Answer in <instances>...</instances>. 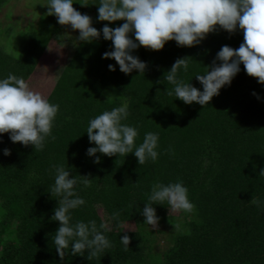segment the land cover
<instances>
[{"label":"trees","instance_id":"obj_1","mask_svg":"<svg viewBox=\"0 0 264 264\" xmlns=\"http://www.w3.org/2000/svg\"><path fill=\"white\" fill-rule=\"evenodd\" d=\"M9 2L0 0V10ZM98 3L74 0L73 7L90 16L98 30L124 23L98 21ZM45 12L29 30L0 27V78L14 74L29 83L52 40L73 47L47 98L59 111L44 149L13 143L9 133L0 137V264H264V176H259L264 170V84L241 64L231 85L201 106L168 95L173 85L164 79L177 59L188 58L189 71L179 77L202 91L195 76L214 61L221 63L216 56L222 46L239 48L243 31L218 30L193 47L174 40L159 51L141 46L133 55L146 62L144 74H125L114 59L102 58L113 50L111 41L102 35L91 43L79 41V30ZM68 31H77L75 43ZM110 64L116 71L109 70ZM125 104L129 116L123 123L138 129L136 145L145 133H158V158L139 165L134 153H97V164L86 154L96 146L86 133L88 123ZM6 148L11 155L3 154ZM54 165L76 176V194L85 200L72 211V222L95 220L98 229L109 223L104 234L111 247L90 259L87 253H69L61 261L55 250L52 237L60 224L51 218L59 197L49 192ZM157 181H182L194 205L183 211L184 219L169 214L166 203L153 205L159 224L172 225L166 235L172 245L163 251L155 250L157 231L148 228L142 214ZM114 212L118 220L110 219ZM131 224L133 229H127ZM124 235L130 237L127 250Z\"/></svg>","mask_w":264,"mask_h":264},{"label":"clouds","instance_id":"obj_2","mask_svg":"<svg viewBox=\"0 0 264 264\" xmlns=\"http://www.w3.org/2000/svg\"><path fill=\"white\" fill-rule=\"evenodd\" d=\"M73 4L74 0H48L47 15H54L60 25L79 30V41L91 43L101 35L104 40L111 41L113 50L105 52L102 58L114 59L125 74L134 70L144 74L146 62L133 55L141 46L159 51L168 41L174 40L180 47H193L218 30L229 33L242 30L244 41L239 48L222 46L216 56L221 63L214 61L203 75L195 76L202 91L179 77L181 71H189L188 58L177 59L165 73L164 79L173 85L168 95L174 94L185 104L208 105L222 88L231 85L241 71V64L248 75L264 84V0H99L98 21H124L119 27L105 24L100 30L93 27L90 16L82 14ZM130 34H134L135 39ZM108 67L110 71H116L115 65ZM58 111V104L32 90L24 78L14 74L0 78V137L9 133L13 143L25 147L31 145L35 151H42L52 135ZM128 116L125 104L90 119L86 133L90 143L96 146L88 148L86 154L95 157V163H100L97 153L109 157L134 153L139 165L158 158V133H145L143 142L136 145L138 129L123 123ZM3 154L11 155L10 149H4ZM53 168L54 184L49 192L59 199L51 219L58 221L60 226L52 241L61 261L69 253L72 256L87 253L90 259L109 249L111 242L104 234L110 231L109 223L102 222L98 229L95 220L72 222V211L85 204L75 191L78 180L63 165H54ZM259 176H264V170ZM253 202L257 206L261 204L259 200L253 199ZM165 203L170 212H190L194 207L182 181L169 184L157 181L153 183L148 202L142 209L144 223L157 228L159 217L153 205ZM110 219L118 220L119 212H114ZM121 243L127 250L130 237L122 236Z\"/></svg>","mask_w":264,"mask_h":264},{"label":"rangeland","instance_id":"obj_3","mask_svg":"<svg viewBox=\"0 0 264 264\" xmlns=\"http://www.w3.org/2000/svg\"><path fill=\"white\" fill-rule=\"evenodd\" d=\"M48 0H10L8 4L2 7L0 10V27L6 28L8 25H15L17 28L30 29L32 24L37 23L41 18L44 11L48 12L46 6ZM11 12V17L7 15ZM15 26L14 29H15ZM72 29V28H71ZM77 31H68L71 41L76 42ZM73 52V47L70 43H59L58 41L52 40L46 50V52L40 58L34 73L30 77L29 85L32 90L40 92L45 98H48L52 87L55 85V79L60 69L68 63V58ZM102 211L101 209H99ZM172 216L178 217V219H184L185 215L183 211L170 212ZM134 225L127 226V229H133ZM148 228L157 231L155 250L163 251L172 245V242L166 238L167 233L172 229V225L169 224L167 227L158 223L157 228H153L148 225ZM167 229V231H166ZM162 230V231H161Z\"/></svg>","mask_w":264,"mask_h":264}]
</instances>
